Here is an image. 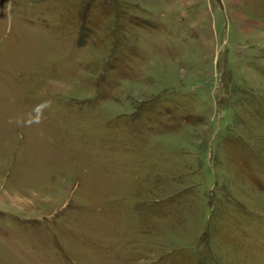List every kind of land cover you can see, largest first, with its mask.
Here are the masks:
<instances>
[{
  "label": "rangeland",
  "instance_id": "1",
  "mask_svg": "<svg viewBox=\"0 0 264 264\" xmlns=\"http://www.w3.org/2000/svg\"><path fill=\"white\" fill-rule=\"evenodd\" d=\"M0 264H264V0H0Z\"/></svg>",
  "mask_w": 264,
  "mask_h": 264
}]
</instances>
